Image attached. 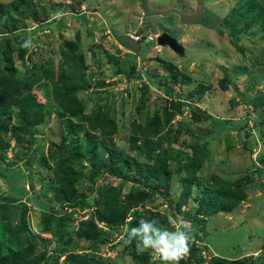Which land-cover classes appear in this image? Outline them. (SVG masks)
Returning a JSON list of instances; mask_svg holds the SVG:
<instances>
[{
	"label": "trees",
	"instance_id": "1",
	"mask_svg": "<svg viewBox=\"0 0 264 264\" xmlns=\"http://www.w3.org/2000/svg\"><path fill=\"white\" fill-rule=\"evenodd\" d=\"M58 6L63 5L49 2L42 5L33 0H13L8 10L0 3V159L6 160L11 146L10 139L19 144L27 141V150H32L39 164L50 170L53 177L42 195L26 192L23 187L24 190L19 192L21 196L12 194L0 197V264H60L61 255L64 256L63 264H104L106 261L113 263V259L124 255H127L133 264H162L158 256L154 258L155 253L151 250L137 254L135 242L122 247L123 241L115 242L114 239L125 225L127 230L136 226L141 219H155L159 225L173 230L174 224L169 219L172 216L190 221L196 229L192 232L194 240L191 242L190 254L179 264H264V246L256 256L227 259L217 255L206 258L201 254V248L207 249V244L196 245L198 240L206 241L207 217L216 212L229 214L239 207L247 198L246 190L253 184L251 175L264 172V167L255 165L253 169L248 168L241 177L234 180L213 173L210 176L211 184L202 182L200 169L210 159L208 139L205 137L219 135L221 127L228 124L229 119L218 118L216 121L213 115L201 107L189 105L193 108L194 123L210 120L212 127L209 133L200 139L183 127H173L174 117L183 112V95L175 92L173 86L166 83L165 78L159 77V73L150 72L147 74L151 83L160 86L170 100L166 99L167 104L161 109L147 111L146 116L142 117L141 111L145 108L149 96L148 85L143 83L135 113L130 115L131 119L125 129L129 132L126 152L124 148H117L113 141L114 136L124 129L120 127L118 101L107 103L109 93L106 91V80L113 74L106 73L105 68L98 77L92 79L95 72L86 61L79 41L65 40L57 50L52 49L51 54L56 56L54 60L47 57V51H43L45 54H41L42 59L31 61L33 64L27 70L26 77L16 74L12 60V37L19 40L18 56L21 60H25V57L32 60L33 56L42 50L37 47L38 51L31 50L28 53V48L21 47V44L28 40L24 20L27 18L38 23L36 29L29 32L33 41L38 42L41 39L46 42V35L35 34L48 22L50 12H59ZM153 17H148V25ZM218 25L228 28L226 36L235 43L253 26L263 31L264 2L237 0ZM164 28L162 26V29ZM75 36V40H79L78 32ZM126 36L132 41L129 35ZM116 38L121 45L130 47L121 36L116 35ZM141 40H145V37L141 36L135 42L139 43ZM152 41L146 40L145 43L150 45ZM133 48L134 46L129 49ZM115 51L119 52V49L115 48ZM107 60L114 65L113 72L121 75L125 81L142 76L137 68L136 55L131 51L123 59L112 53L107 54ZM126 64L129 66L126 67ZM159 65L162 71H171L172 83L178 82L179 76L182 77L183 83L188 82V77L181 75L167 59L159 58ZM242 67L239 66V69ZM42 79L48 82L50 87L44 82L45 89L43 85L40 91L33 85ZM120 81L115 79L111 84H119ZM228 81L233 82V79L226 76L219 82L222 89L226 88ZM256 85L257 83L249 85L250 94L246 100L252 106L255 117L259 118L254 123L258 126L259 121L264 119V114L257 113L258 109L264 111V91L253 92ZM84 91L97 95L81 97L79 94ZM39 92L43 93L42 98ZM45 94L49 97L45 98ZM199 94H202V91ZM240 95L247 96L243 93ZM88 99L93 101L89 108ZM53 112L60 116L59 122L63 125L58 142H49L46 150L42 145L32 147L36 141L35 136L40 132V124L46 119L49 120ZM244 125L238 127L244 128ZM259 128L261 148L257 151V159L264 164V127ZM249 129L245 132L246 135L250 133ZM182 133L190 139H183ZM132 151H135L134 155L129 154ZM49 161L52 162L51 166ZM7 162L10 166L15 163ZM87 165L90 173L87 178L80 179L78 174L83 172ZM13 174L10 172L8 177ZM100 174L120 179L119 184H110L105 180L94 187L93 182ZM86 179L90 182L86 187L88 194L94 192L93 197L77 191V184ZM262 179L264 183V177ZM127 181L132 184L130 189L124 192ZM81 184L85 186L84 183ZM172 188L182 189V195L178 198L172 195ZM48 193L52 194V199L58 206L57 210L47 207L48 202L44 198H47ZM156 193H160L167 200L171 208L169 214L139 209ZM22 196L27 197L34 206L46 207L41 211L39 229L56 239L57 245L53 251L46 249L50 240L32 230L26 216L29 207ZM190 200L192 211H185L183 206ZM88 208L91 209L90 215L75 222V213ZM129 217L131 219L128 220ZM104 227L107 229L103 230ZM82 240L86 245L80 248L79 242ZM105 243L110 245L109 250L119 254L113 257L103 256L101 245Z\"/></svg>",
	"mask_w": 264,
	"mask_h": 264
},
{
	"label": "rangeland",
	"instance_id": "2",
	"mask_svg": "<svg viewBox=\"0 0 264 264\" xmlns=\"http://www.w3.org/2000/svg\"><path fill=\"white\" fill-rule=\"evenodd\" d=\"M12 1L0 0V3L10 10ZM33 1L40 2L42 5L49 2L50 4L55 3L63 6L57 7V11L61 13L60 15L56 14L58 12H50L48 22L44 23L42 30L37 31L35 34L36 36L46 35V42L41 39L38 42L33 41V36L29 32L36 29L38 23L27 18L24 20L28 30L27 37L31 41L28 53L31 50L38 51L41 49L42 52L47 51L49 53L47 57L49 56L50 59L54 60L56 56L51 54L52 49L57 50L65 40L79 41L86 61L95 72L92 79L98 77L99 73L101 74L105 68L106 73L113 74L106 80V91L109 93L107 103L113 104L114 100L118 101L117 111L120 118V127H124L114 136L113 141L117 148H124L127 152L129 132L125 129H127L131 119L130 115L135 113L141 94L140 87L143 83L148 85L149 96L145 102V108L143 107L144 109L141 111L142 117L146 116L147 111L153 112L161 109L167 104L166 99L170 100V97L160 89V86L151 83L147 73L153 72L159 73V77L165 78L166 83L171 84L175 92L183 95L181 98L185 101L183 112L181 115L174 117L173 127H183L192 131L200 139H203L209 133V129L212 127L210 120L194 123L192 120L193 108L189 105L201 107V109L213 115L216 121H218V118L222 120L229 119L228 124L226 123L223 128L221 127L219 135L205 137L208 139L210 159L200 169L202 182L211 184L210 176L213 173H217L225 179L234 180L241 177L248 168L253 169L255 165H259L261 168L264 167V164L257 159V151L261 148H259L261 145L259 142V127H264V119L259 121L258 126L254 125L255 120L259 118L255 117L252 106L246 100L250 94L248 93V87L252 83H257L253 92L264 91V30L262 31L259 27L253 26L235 43L231 41L230 37L226 36L228 28L218 25L219 21L229 12L237 0ZM259 1L264 2V0ZM149 16H154L149 23L151 26L148 25ZM162 26L166 29H162ZM77 32L80 34L79 40H75ZM133 32L142 37H145L146 34L157 35L158 37L163 32L175 36L182 42L186 55L183 57L177 55L169 47L157 45L156 41L150 42V45L146 44L145 40H141L139 43L133 40L132 42L125 35ZM5 33L8 35L7 32ZM116 35L121 36L128 46H134V48L130 50V47L121 45ZM11 44L12 60L16 74L19 73L21 76L26 77V72L32 67V62L42 59L41 54L45 53L38 52L32 60L26 57L25 60H21L18 56L19 40L12 37ZM115 48H118L119 52L115 51ZM129 51L136 55L137 68L142 76L125 81L121 75H116L113 72L114 65L112 64V66L107 60V54L112 53L123 59ZM159 58L167 59L173 63L174 67L181 72V75L188 77V82L183 83L182 77L179 76L178 82L172 83L171 71L160 69ZM125 66L128 67L129 64ZM239 66L244 68L239 69ZM226 76L232 78L233 82H226V88L222 89L219 82L225 79ZM115 79L121 80L120 83L111 84ZM44 82L46 81L42 79L33 87L41 91ZM46 84L47 87H50L48 82ZM200 91H202V94H199ZM41 93L39 92V95L42 98ZM240 93L247 96H241ZM79 95L89 98L97 94L84 91ZM46 96L49 97L45 94V98ZM92 104L93 101L88 99V108ZM257 113L262 115L264 111L258 109ZM59 121L60 116L53 112L49 120L46 119L40 124V132L34 138L36 144L34 142L32 147L42 145L43 149L46 150L49 142H58L63 129V125ZM241 124L244 125V128L238 127ZM247 129L250 131L248 135L245 133L248 131ZM181 136L183 139L189 138L183 133ZM181 140L182 138L179 142ZM10 143L11 146L6 154V160L0 159V197L12 194L21 196L19 192L24 189L26 192L42 195L51 182V178H53L52 172L39 164L31 149L27 150L29 147L27 141L19 144L10 139ZM246 147L253 150L251 151ZM176 148H178V145H176ZM129 154L134 155L135 151ZM7 161H15V163L10 166ZM48 163L51 166L52 162L49 161ZM87 167L88 165L83 172L78 174L80 179L87 178L90 173ZM10 172L14 174L8 177ZM262 177H264V172L251 175L253 184L250 183L252 184L251 187L246 190V200L231 213L216 212L208 217L205 225L206 241L201 242L198 240L196 243L197 246H201L202 243L207 244V249L201 248V254L206 258L215 254L227 259H238L249 255L256 256L257 252L264 246V183ZM105 180L110 184H119L120 181L118 178L106 177L105 174H100L95 178L93 186L96 187ZM81 183H84L85 186H82ZM81 183L77 184V191L93 197L95 193L88 194L86 188L90 183L88 179ZM131 184L130 181H127L123 191H128ZM172 190L176 191L177 189L172 188ZM173 191H170L172 195ZM22 198L29 207L26 216L32 230L37 231L41 237L49 239L46 249L53 251L57 245L56 239L39 229L41 211L46 207L34 206L27 197L22 196ZM44 199L48 202V208L58 209L51 193H48L47 198ZM191 208L192 200L183 206L185 211L191 212ZM139 209H147L149 212L159 211L164 214H169L171 211L167 200L160 193H156ZM241 209L245 212L242 213ZM90 213V208L76 212L74 215L75 222L86 219ZM171 218L174 228L179 227V216H172ZM125 226L117 234L114 239L115 242L121 240V236L126 230ZM190 227L192 232L196 230L192 223H190ZM85 245V241L79 242L80 248ZM109 246L107 243L101 245L103 256L110 255L113 257L119 254L117 251L109 250ZM40 248L42 249V247ZM40 248L39 250H41ZM156 257L157 254L154 255V258ZM63 258L64 256L61 255L59 258L60 264L64 263ZM113 261V263L106 261L104 264H133L127 255L113 259Z\"/></svg>",
	"mask_w": 264,
	"mask_h": 264
},
{
	"label": "clouds",
	"instance_id": "3",
	"mask_svg": "<svg viewBox=\"0 0 264 264\" xmlns=\"http://www.w3.org/2000/svg\"><path fill=\"white\" fill-rule=\"evenodd\" d=\"M56 14L60 15L61 13L58 12ZM130 34L132 33H128L129 37ZM147 36L148 34L145 35V42ZM152 36V40L156 41L157 35ZM179 42L182 43L181 41ZM30 43V40H25V42L21 44V47L28 48ZM173 195L178 198L182 195V189H177ZM169 219L171 220L172 218L169 217ZM178 223L179 227L168 230L159 225L158 221L155 219H141L136 226L128 228L121 236V240L123 241L122 247H127L135 242L137 254H142L147 250H151L153 253L157 254L162 264H179L182 259L190 254L191 242L194 240V235L192 234L190 221L181 218Z\"/></svg>",
	"mask_w": 264,
	"mask_h": 264
},
{
	"label": "water",
	"instance_id": "4",
	"mask_svg": "<svg viewBox=\"0 0 264 264\" xmlns=\"http://www.w3.org/2000/svg\"><path fill=\"white\" fill-rule=\"evenodd\" d=\"M156 42L160 46L169 47L177 55H185L184 46L178 41L175 36L163 32L162 34L158 35Z\"/></svg>",
	"mask_w": 264,
	"mask_h": 264
},
{
	"label": "built area",
	"instance_id": "5",
	"mask_svg": "<svg viewBox=\"0 0 264 264\" xmlns=\"http://www.w3.org/2000/svg\"><path fill=\"white\" fill-rule=\"evenodd\" d=\"M130 37H131L132 40H134V41H138V40L140 39V35L135 34V33L130 34ZM152 39H153V36H152V35H148L146 40H149V41H150V40H152Z\"/></svg>",
	"mask_w": 264,
	"mask_h": 264
},
{
	"label": "crops",
	"instance_id": "6",
	"mask_svg": "<svg viewBox=\"0 0 264 264\" xmlns=\"http://www.w3.org/2000/svg\"><path fill=\"white\" fill-rule=\"evenodd\" d=\"M241 212L243 213V212H245L243 209H241ZM214 252V251H213ZM214 254H215V252H214ZM216 255V254H215Z\"/></svg>",
	"mask_w": 264,
	"mask_h": 264
}]
</instances>
